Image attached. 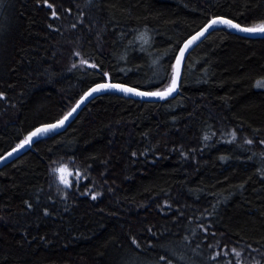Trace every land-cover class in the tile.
Here are the masks:
<instances>
[{"label": "trees", "instance_id": "1", "mask_svg": "<svg viewBox=\"0 0 264 264\" xmlns=\"http://www.w3.org/2000/svg\"><path fill=\"white\" fill-rule=\"evenodd\" d=\"M216 16L264 0H0V157L97 83L164 90ZM261 78L264 37L220 26L176 96L96 95L0 167V264H264Z\"/></svg>", "mask_w": 264, "mask_h": 264}, {"label": "water", "instance_id": "2", "mask_svg": "<svg viewBox=\"0 0 264 264\" xmlns=\"http://www.w3.org/2000/svg\"><path fill=\"white\" fill-rule=\"evenodd\" d=\"M213 19H220V20H231L233 24H238L241 28H251V27H248V26H243L241 24H239L238 22L232 20V19H229L227 17H224V16H216L212 19H210L205 25H203L200 29H198L196 32H194L193 34H191L187 39H185L183 41V43L181 44L180 48H179V51L177 53V56H176V59H175V64H174V69L177 67V59L180 57V52L181 50L184 48V45L192 39L193 36H196L198 33H200L201 31H203L205 29V27L213 20ZM220 26H225L233 31H236L238 33H242L244 35H247V36H250V37H264V34L262 33H247V32H241L239 31L238 29L236 28H230L228 27L227 25L225 24H217V25H214L212 28H210L205 34L204 36L200 37V39H198L197 41H195L188 49L187 51H185L184 53V56L183 58L181 59V63H180V66H179V79H178V82H177V88H176V91H174L171 95L161 99L159 97H150V96H137L133 93H124V92H120L116 89H106V90H102L98 93H93L91 96H87L86 97V94L89 93L91 91V89L97 87V85H100V84H107V83H111V84H119V85H122L123 87H126V88H132V89H135L136 91L138 92H157V91H146V90H143V89H140L138 87H135V86H131V85H128V84H125V83H120V82H111V81H106V82H101V83H97L95 85H93L91 88H89L87 91H85L82 96L78 99V101L74 104V106L72 107L73 108H76V105L77 104H80V107L76 109V111L72 114V116L69 117L68 120H66L64 122V124L61 126V127H58V128H54L52 129L51 131H48V132H45V133H41L39 136L37 137H33L32 139V142L30 144H27L25 145L24 147H20V145H22L24 143V141L26 140H23L20 142L19 145H16L15 147H13L12 149L8 150L6 153H4L1 157H0V167L3 166L5 163H8L10 162L11 160L15 159L16 157H18L19 155H21L22 153H24L25 151H27L28 149H30L34 143L36 141H38L39 139L41 138H44L46 136H48L49 134H51L52 132H57V131H61L63 129H65L67 127V125L69 124V122L77 115V113L81 110L82 107H84L92 98H94L96 95L98 94H102V93H105V92H118V93H122V94H125V95H128V96H133L135 98H139V99H144V100H151V101H161V100H166L168 98H171V97H174L178 94L179 90H180V87H181V82H182V77H183V74H184V67H185V62H186V57L188 55V53L190 52V50L199 42L201 41L210 31H212L214 28L216 27H220ZM174 72V71H173ZM165 90V89H164ZM160 91H163V90H160ZM81 101H83L81 103ZM72 109L69 111L71 112ZM68 112V113H69ZM68 113L65 115L67 116ZM64 116V117H65ZM61 118L60 120L58 121H55V122H51V123H45V124H42V125H39L38 127L34 128L31 133L35 132L37 129H40V128H45L49 125H55L57 124L59 121L63 120L64 119ZM30 133V134H31ZM30 134L28 135V137L30 136ZM27 137V138H28ZM15 150V151H14ZM9 153H11V155H9Z\"/></svg>", "mask_w": 264, "mask_h": 264}, {"label": "snow or ice", "instance_id": "3", "mask_svg": "<svg viewBox=\"0 0 264 264\" xmlns=\"http://www.w3.org/2000/svg\"><path fill=\"white\" fill-rule=\"evenodd\" d=\"M217 24H225L227 25L228 27L230 28H236L238 29L239 31L241 32H247V33H262L264 34V24H261V25H258V26H255V27H251V28H241L238 24H233L231 20H220V19H213L206 27L203 31H201L200 33H198L196 36H193L191 40H189L185 45H184V48L181 50L180 52V57L177 59V67L174 69V72H173V76H172V79H171V82L169 84V86L163 90V91H157V92H138L136 91L135 89H132V88H126V87H123L122 85H119V84H111V83H107V84H100V85H97V87L91 89V91L89 93L86 94V97L87 96H91L93 93H98L102 90H106V89H116L120 92H124V93H133L137 96H150V97H159L161 99L171 95L174 91H176V88H177V82H178V79H179V66H180V63H181V59L183 58L184 56V53L185 51H187V49L195 42L197 41L198 39H200V37L204 36V34L210 29L212 28L214 25H217ZM81 63H87V61H81ZM92 67H95V65H92ZM258 87H264V82H258L257 84ZM83 101H81L82 103ZM80 107V104H77L76 105V108H73L71 112L68 113L67 116L64 117L63 120L59 121L57 124L55 125H49L45 128H40V129H37L35 132L31 133L30 136L24 141V143L22 145H20V147H24L25 145L27 144H30L32 142V139L33 137H37L39 136L41 133H45V132H48V131H51L52 129L54 128H58V127H61L64 122L66 120L69 119L70 116H72V114L76 111L77 108ZM205 139H207V137H205ZM249 143H251V141H249ZM15 151V150H14ZM9 155H11V153H9ZM57 171H60V170H57ZM65 184H67L68 182L67 181H64ZM93 199H95L96 197L93 196L92 197ZM135 243V241H134ZM233 251H235V249H233ZM236 255L239 256L240 253L239 252H236Z\"/></svg>", "mask_w": 264, "mask_h": 264}, {"label": "rangeland", "instance_id": "4", "mask_svg": "<svg viewBox=\"0 0 264 264\" xmlns=\"http://www.w3.org/2000/svg\"><path fill=\"white\" fill-rule=\"evenodd\" d=\"M84 64L89 65V66L91 65L89 62L84 63ZM173 67H174V65H173ZM173 71H174V68L172 69V76H173ZM172 76H171V79H172ZM171 79H170V82H171ZM170 82H169V84H170ZM258 82H264V78L258 79L255 82V88L260 89V90H264V87H258L257 86ZM169 84L166 86V88L169 86ZM52 133H54V132H52ZM25 139H27V137ZM151 264H161V263L160 262L159 263L153 262Z\"/></svg>", "mask_w": 264, "mask_h": 264}]
</instances>
